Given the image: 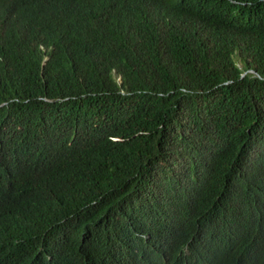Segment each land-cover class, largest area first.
Returning <instances> with one entry per match:
<instances>
[{"label": "trees", "instance_id": "trees-1", "mask_svg": "<svg viewBox=\"0 0 264 264\" xmlns=\"http://www.w3.org/2000/svg\"><path fill=\"white\" fill-rule=\"evenodd\" d=\"M33 161L2 264H122L176 206L160 264L263 231L264 0H0V177Z\"/></svg>", "mask_w": 264, "mask_h": 264}, {"label": "clouds", "instance_id": "clouds-1", "mask_svg": "<svg viewBox=\"0 0 264 264\" xmlns=\"http://www.w3.org/2000/svg\"><path fill=\"white\" fill-rule=\"evenodd\" d=\"M17 167L16 170L11 169L1 174L0 217H4L16 199L31 197L36 187V177L46 174L44 161L21 163ZM234 178L240 183V178L236 174ZM23 185H29L30 188H23ZM236 191L237 213L241 215L243 221H249L248 213L242 206L244 189L239 184L236 186ZM183 210L184 207L176 206L169 214L163 213V218L172 220L174 226L162 229L160 237L151 238L149 244L144 245L142 242V238L148 234L140 232L138 238L127 245L122 264H160L157 255L161 251L156 252V250L161 249L159 246L173 240L177 234L176 228L183 219ZM2 231L0 227V258H3V254L15 257V243L8 247L2 246V242L6 239ZM140 246L142 249L137 250ZM0 264H2L1 260ZM162 264L174 263L166 261ZM190 264H264V230L254 232L248 228V225L243 224L242 229L235 231L229 237L220 239L197 257L190 258Z\"/></svg>", "mask_w": 264, "mask_h": 264}]
</instances>
